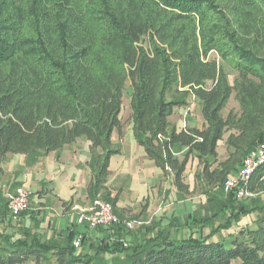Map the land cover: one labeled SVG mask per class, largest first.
<instances>
[{
    "label": "trees",
    "instance_id": "trees-1",
    "mask_svg": "<svg viewBox=\"0 0 264 264\" xmlns=\"http://www.w3.org/2000/svg\"><path fill=\"white\" fill-rule=\"evenodd\" d=\"M212 53L237 73L233 84ZM128 83L134 136L149 159L163 172L169 166L180 183L195 154L208 184L223 187L264 141V0H0V163L9 154H60L84 139L101 151L99 188L118 153L112 135L122 130ZM171 90L185 98L169 101ZM233 96L239 111L225 117ZM187 97L202 103L205 127L178 133L169 118ZM227 133L231 154L219 162ZM176 146L187 149L183 162L174 158ZM259 187L264 166L250 183L254 193ZM211 201V217L158 221L128 246L103 239L92 256H75L74 231L66 247L0 232V264H39L52 255L62 264H264V216L229 234L236 237L229 247L226 236L214 237L256 209L233 192ZM220 215L225 222L204 235Z\"/></svg>",
    "mask_w": 264,
    "mask_h": 264
},
{
    "label": "crops",
    "instance_id": "crops-1",
    "mask_svg": "<svg viewBox=\"0 0 264 264\" xmlns=\"http://www.w3.org/2000/svg\"><path fill=\"white\" fill-rule=\"evenodd\" d=\"M199 105L202 109L201 102ZM191 108L192 106L187 107L186 105L180 107L178 111L175 109L169 118L170 128L176 129L178 133L188 128L204 129L205 120L202 113L200 112V116L194 118L193 114H189ZM80 141L81 139L66 146L60 154L37 151L27 155L9 154L3 159L0 163V181L12 189L23 187L31 190L32 197L30 198V212L18 223L10 224L8 218L5 217L6 202L0 196V232L12 236L13 241L23 240L29 234H38L45 242H51L53 245L59 244L60 247L67 246V244L61 245L60 243L64 241L67 243L70 233L79 230L75 225L73 209L82 208L80 200L92 179L88 156L90 143L82 144L79 143ZM112 147L118 153L110 158L106 187L112 192L114 198L117 197L119 191L123 190V195L131 198L133 204L146 200L144 204L146 209L141 210V213L148 220L157 219L163 223L176 220L183 224L194 217L201 219L211 217L217 210V205L215 208L214 201L208 202L209 197H216L222 201L228 197L223 188L214 189L209 196L205 193L201 200L187 197V193H193L195 190L194 178L188 176L183 182L185 187L182 188L171 184L170 177L164 175L155 162L149 159L145 149L136 141L133 123L125 128L122 122L121 132H114L112 135ZM181 148L183 149L181 153L187 152L186 148ZM190 165L191 163H188L187 167ZM167 195L171 199L174 198V201H165V205H161L163 204L162 199H165ZM253 203L252 208L256 211L246 216L247 219L243 217L230 231H223V233L236 234L237 230L242 227L253 226L258 220L256 217L259 211L264 207V195ZM133 204H129V210L123 211L136 213V210H131ZM117 206L125 207L122 199ZM196 210H204V212L199 214ZM209 233L203 232L204 235ZM85 234L87 245L83 250L75 253V256H92V250H96L101 240L108 239L109 230H88ZM218 238L216 236L214 240ZM52 257L55 256L52 255Z\"/></svg>",
    "mask_w": 264,
    "mask_h": 264
},
{
    "label": "rangeland",
    "instance_id": "rangeland-1",
    "mask_svg": "<svg viewBox=\"0 0 264 264\" xmlns=\"http://www.w3.org/2000/svg\"><path fill=\"white\" fill-rule=\"evenodd\" d=\"M210 59H216L220 66L222 68L225 69V71L228 73L229 75V81L231 84L234 83L235 78L237 77V73L233 70V68H231L230 66H228L227 64H225L215 53L210 54L209 56ZM130 96H131V90H130V84H127V88L125 91V95L123 98V105H122V112H121V120L122 122H124V127L128 128L129 126L132 125V119H131V108H130ZM185 97L182 95H178L176 93V91H169L167 94V99L169 101L171 100H182ZM187 107L188 106H192L191 111L189 114H193L194 118H196V116H200V112L202 113V109L200 108V101L197 99H194L192 97H187ZM180 107H177L175 109H177V111L179 110ZM174 109V110H175ZM235 111L238 112L239 111V104L236 101L235 97L233 96L230 100V102L228 103L227 108L224 110L223 115L226 117L230 111ZM231 133V132H230ZM230 133H227L223 139V141H221L218 145V161L219 162H225L229 155L231 154V151H228L227 146H226V140L228 138V136L230 135ZM79 143L82 144H87V141L84 139H81V141ZM183 151V149L179 146H176L173 150L174 152V158H176L179 162H183L185 159V152L181 153ZM181 153V154H180ZM98 154H101L100 150H96V151H91L90 147H89V151H88V156L90 158V170H91V175L92 179L91 182L87 185L86 190L84 191V195L82 197V200H80V203L82 205V208H87L89 205L91 206L92 203L98 199H104L108 202H110L113 207H114V212L117 215L118 219L120 220V225L115 226L114 228H111L109 230V235L108 238L114 242V241H120L123 242L126 246L136 242V241H143L147 235L146 229L151 227L153 224L157 223V219H147L146 216L144 217L143 214L141 213V210H145L146 206L144 205L146 200H141L138 201L139 203L133 204L131 202V198H127L125 195H123V190L118 192L117 197H113L112 192L109 191V188L106 187V183H107V176L104 179L103 184L99 187V188H94V184L96 182V178H97V174H98V163L96 162V157ZM26 155V154H25ZM245 158V157H244ZM243 158V160H244ZM242 160V162H243ZM241 162V164H242ZM188 163L191 165L190 166H186V170L184 172V174L182 175L181 178V182L177 183L176 182V172L174 170H172L169 166L167 167L166 172H163L164 175L166 177H170V179L172 180L171 184H175V186H180L185 187L184 183L186 178L188 176H192L194 178V182H195V190L193 193H187V197H191L195 200H201L202 196L207 193V195H210V192L213 191L216 188H224L223 187H218V186H213V185H209L207 180L204 178V176L202 175V171H203V164L195 157V154H192L188 157ZM187 163V165H188ZM240 164V165H241ZM240 165L238 166V168L240 167ZM218 166V164H216L212 170L216 169ZM236 172V171H235ZM235 172L231 173L229 176H231L232 174H234ZM187 174V176L185 177V175ZM228 176V177H229ZM227 177V178H228ZM227 180V179H226ZM225 184V183H224ZM176 186V187H177ZM118 189V187H116ZM116 189V190H117ZM258 192L254 193L250 190L249 188V192L253 194V196L244 199V200H238L240 202V204H246L247 207L250 209L252 208V206H254V201L255 200H260V197L264 195V187H259L257 188ZM28 190V189H27ZM31 192V197H32V191L29 190ZM30 197V198H31ZM182 197L184 198V196L182 195ZM190 198V199H191ZM122 199V202L125 204V207H118L117 203ZM178 199V198H176ZM171 202L174 201V198H170L169 195H167V197L165 199H162L161 202H163V204L161 205H165L164 202ZM178 201V200H176ZM160 202V203H161ZM129 204H133V209L131 207V210H136L137 212L134 213L133 211L128 212V211H123V210H129L128 206ZM30 208L25 211L23 214H21V216L17 219H13L12 217H10L9 211L8 209H6L5 212V217L8 218L9 223L13 224V223H18L23 217H25L29 212H30ZM135 208V209H134ZM145 208V209H144ZM118 210H122V211H118ZM197 212H199V214H203L204 210H196ZM73 213H75L74 209H73ZM264 216V210H260L259 214L256 218L260 219L261 217ZM4 217V218H5ZM249 218V217H248ZM247 219V217L245 218ZM225 217H217L216 219L213 220V223L211 226L207 227L208 230L204 229L203 232H211V230H213L214 228H216L217 226H219L220 224L225 222ZM132 221H137L138 225H136L133 229H127L125 227V223L126 222H132ZM245 224V223H242ZM238 228L240 226H237ZM97 231H101V229H98ZM75 232V231H74ZM225 234V235H224ZM75 236V234H74ZM224 236H226L224 238ZM218 237L224 238V241L226 242V244L231 247V243L232 241L236 238L235 236L232 235H226V233H219ZM86 244L81 247V249H75V253L80 252L81 250H83V248L87 245V235H86ZM74 239V237H73ZM72 239V242H73ZM84 242V243H85ZM61 245H66L67 243L64 241L63 243H60ZM92 253L95 254V249L92 250ZM51 256V255H49ZM105 258L109 259L110 255H106ZM28 264H38L34 261L29 262ZM39 264H62L60 261H58L57 258H53L52 256L48 258V260H42ZM74 264H84V263H74ZM233 264H240L239 261H235Z\"/></svg>",
    "mask_w": 264,
    "mask_h": 264
},
{
    "label": "built area",
    "instance_id": "built-area-1",
    "mask_svg": "<svg viewBox=\"0 0 264 264\" xmlns=\"http://www.w3.org/2000/svg\"><path fill=\"white\" fill-rule=\"evenodd\" d=\"M264 166V141L259 143L243 160L237 171L229 176L224 184L227 194L234 193L237 200H244L251 196L250 183L255 173ZM0 196L5 200L10 217L17 219L30 207L31 192L23 187L10 188L0 181ZM75 225L79 228L75 232L72 245L81 249L86 240V231L114 228L120 225V220L114 212L113 205L101 198L96 199L88 208H74ZM137 221L126 222L127 229H133Z\"/></svg>",
    "mask_w": 264,
    "mask_h": 264
}]
</instances>
